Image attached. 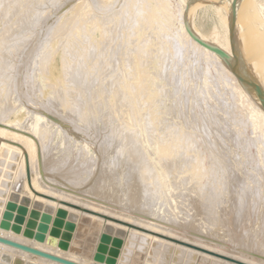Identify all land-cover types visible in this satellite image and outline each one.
Returning a JSON list of instances; mask_svg holds the SVG:
<instances>
[{
	"label": "bare ground",
	"instance_id": "6f19581e",
	"mask_svg": "<svg viewBox=\"0 0 264 264\" xmlns=\"http://www.w3.org/2000/svg\"><path fill=\"white\" fill-rule=\"evenodd\" d=\"M25 1L45 2L47 12L42 15L41 4L42 12L35 11V5L23 16L18 10L23 17L19 33L12 32L8 43L5 35L0 39V46L5 45L0 47V94L7 92L5 100L0 99V237L77 264H236L62 201L247 264H264V105L222 58L186 30L189 26L202 40L232 54L229 24L234 8L233 24L249 31V37L240 30L232 35L236 69L246 71L264 91V0H121L106 20L100 13L112 0H83L78 7H72L74 0ZM22 3L1 0L0 17L8 9L12 15H7L15 16L13 7ZM65 3L67 8L43 25L44 17ZM197 9L210 12L215 23L198 27ZM123 14L128 16L126 25L118 23L125 22L120 20ZM62 19L71 26L60 40V51H41L36 61L48 38L67 31ZM14 24L8 32L15 30ZM80 37L86 46L82 53L78 48L69 65L66 57L77 49ZM119 43L121 52L115 55ZM102 48L106 50L100 52ZM95 49L100 51L92 65L84 61L88 72L81 68L84 80L77 73L74 80L67 74L68 81L64 73L74 72ZM57 55L65 62L61 73L50 65ZM175 74L181 75L176 82ZM52 78L57 82L46 81ZM89 86L93 90L85 93ZM10 109L12 118L6 116ZM25 113L30 115L23 124ZM55 137L59 141L52 146ZM38 159L48 174L45 179L38 175ZM12 194L27 196L30 205L38 203L58 218H51L44 231L38 226L25 236L26 219L18 229L1 221ZM18 204L6 212L15 221L20 218ZM156 206L163 214L145 221L144 215ZM67 216L74 223L69 224L70 240L49 239L50 224ZM163 217L164 226L157 223ZM201 220L207 232L195 229ZM180 227L186 231L180 233ZM58 228L50 232L55 229L59 235ZM104 230L122 235L117 248L97 246ZM97 252L106 256L103 261L95 260ZM16 257L61 264L0 243V264Z\"/></svg>",
	"mask_w": 264,
	"mask_h": 264
},
{
	"label": "rangeland",
	"instance_id": "374dc122",
	"mask_svg": "<svg viewBox=\"0 0 264 264\" xmlns=\"http://www.w3.org/2000/svg\"><path fill=\"white\" fill-rule=\"evenodd\" d=\"M68 0H64L63 2H67ZM80 1V2H79ZM82 1L83 0H74L73 1V5H72V7H78L81 3H82ZM120 1L121 0H112L108 5H106L104 8H103V10L105 9H108L107 11H109V12H104L103 10V12L102 13H100V16H101V19L103 18V16L104 15H102L103 13H105V17L103 18L104 20H106L107 19V17H108V19L110 18V15L112 16L113 15V13H114V11H116V9H117V7H118V5H119V3H120ZM0 2H1V0H0ZM23 2H25V4L24 3H22V5L20 6V4H18V6H16V9H15V7H13V10L12 11H15V12H13L14 14L13 15H15V16H12L11 17V13H10V11H9V9L7 10L11 15L10 16H8L7 14H9L8 12L6 13V12H3L2 14H1V17H0V20L2 19V17L4 16V15H6V17H3V19H4V21L7 19V24H9V26H10V29H12L11 27H12V24H14L15 22H13L14 20H16V19H18V20H16V23H18L17 25H16V23L14 24V26L16 25V28L15 27H13V28H15V30L13 31H9L8 32V28H9V26L8 25H6V23H4L3 22V19L1 20V25H0V27L2 28H0V39H1V36H2V38H4L3 36L5 35V41H7V40H13L12 38L14 37V33L16 34V32L18 31L17 29H19L18 27H19V22L18 21H20V17H22L24 14H26V13H28V10H26L27 8L29 9V6L31 7L30 9L31 10H33V9H35V8H39L41 5H43L44 7H42V10H43V13H42V15L43 14H45L46 12H47V9H46V5L44 4V3H39V4H33V5H35L36 7H34L32 4H30V5H28V4H26V1L25 0H23ZM69 3V2H68ZM68 3H65L63 6H61V7H59V8H57V9H54L53 11H51L50 13H48L47 14V16H45L44 17V21H43V25H45V24H49V23H51L52 22V19H54L55 18V16L58 14L59 15V13H62L66 8H67V4ZM115 3V4H114ZM41 4V5H40ZM114 6H113V5ZM28 7H27V6ZM39 5V6H38ZM111 6H112V8H111ZM254 6H255V3H254ZM9 8H12V7H10V6H8ZM7 7V8H8ZM34 7V8H33ZM109 7V8H108ZM19 8V9H18ZM33 8V9H32ZM115 8V9H114ZM21 9V10H20ZM111 9V10H110ZM19 10V11H18ZM30 10V11H31ZM39 11V10H41L40 8L39 9H35V11ZM42 10H41V12H42ZM62 10V11H61ZM112 10H113V12H112ZM17 11L20 13L21 11V15L23 14V12H25V11H27L26 13H24L22 16H20V15H18L19 13H17ZM44 11H46L45 13H44ZM6 13V14H5ZM17 13V14H16ZM108 13H109V15H108ZM17 15V16H16ZM124 15V14H123ZM123 15L121 16L123 19H120L121 21H125L124 20V18L126 17H128V16H125L124 15V17H123ZM127 15V14H126ZM7 17H9V18H7ZM11 17V18H10ZM15 18L16 17V19H12V18ZM6 18V19H5ZM23 18V17H22ZM21 18V19H22ZM106 18V19H105ZM125 18V19H126ZM10 19L12 20V21H10ZM128 19V18H127ZM127 19H126V21H127ZM119 20V21H120ZM195 20H196V24L198 25V27H203V26H206V25H209V24H213V23H215V18L210 14V12L208 13V12H205L204 10H201V9H197V11H196V13H195ZM126 21L125 22H122V24H121V22H118V23H120V25H126V24H123V23H126ZM13 22V23H12ZM62 22V29H63V27H66L67 26V31H66V29L64 28L63 29V31L65 30L66 32V34L63 32V31H61V32H58L56 35H52V37L54 38V39H51V40H53V41H51L50 40V38H48L49 40H47L43 45L44 46H42L41 48H40V50L38 51V54H37V56H36V61H38V59L40 58V56H41V51H42V53H44L45 51L47 52V53H50V52H52L53 50H58V51H60V47H62L63 45H62V43H63V41H64V37H66V36H64L63 37V35H67V32L69 33V30H70V23L69 22H63V19L60 21V23ZM128 22V21H127ZM10 23H11V25H10ZM59 23V24H60ZM66 24V26H65V24ZM3 24V25H2ZM63 24H64V26H63ZM231 24H229V26H230ZM233 25V27L235 26L234 24H232ZM3 26H6V27H3ZM60 26H61V24L59 25V31L61 30L60 29ZM239 26V27H238ZM69 27V28H68ZM233 27H232V29H233ZM236 27H238V28H236ZM5 30H4V29ZM249 28V27H248ZM246 29V28H245ZM244 29V26H242V25H240L239 23H238V25H237V23H236V26H235V29H233L232 30V35H234L235 37L236 36H238V34H237V31H241V33L243 32L244 34V36L246 37L247 35V37H249V31H247L248 29H246L245 30ZM4 30V31H3ZM1 31H3V32H1ZM230 31V30H229ZM6 32V33H5ZM7 32H8V35H7ZM12 32H14V33H12ZM19 32H17V34H18ZM60 33H62L61 35H60ZM119 34V33H118ZM7 35V36H6ZM9 36H10V38L11 39H9ZM17 36V35H16ZM15 36V37H16ZM19 36V35H18ZM59 36H60V38H59ZM63 38H62V37ZM6 37H8V39H6ZM57 38V39H56ZM81 38V37H80ZM84 38H81V43L79 44V45H76V47L75 48H77V49H74V50H72L68 55H67V57H66V59L67 60H65V62L67 63V64H71V63H69V60H74L75 59V56H78L79 55V52L80 53H82V51L81 50H83V47L85 48V42H83L84 40H83ZM55 40V41H54ZM60 40H63V41H60ZM65 40H66V38H65ZM77 40H79V38L77 39ZM10 42V41H9ZM258 42V41H257ZM6 43H8V41L6 42ZM49 43H50V45H49ZM57 43H58V46L59 47H57L56 45H57ZM82 43H84V44H82ZM48 44V45H47ZM56 44V45H55ZM62 45V46H61ZM83 45V46H82ZM2 46V45H1ZM0 46V47H1ZM3 46H5V45H3ZM2 46V47H3ZM50 46V47H49ZM57 47L58 49H56L55 47ZM81 46V47H80ZM118 48H117V50H116V47L114 48V50L116 51V52H114L113 51V54H115V55H117V53L119 54V52H121V49H119V48H121L120 46V43L118 44ZM49 47V48H48ZM4 49H5V47H3ZM3 48H2V50H3ZM55 48V49H54ZM78 48H80L79 49V52H76L77 50H78ZM82 48V49H81ZM106 49H107V46L105 47ZM105 48H102V49H100V50H97V49H95L93 52H91V53H89L88 55H87V58L85 57V59H83L82 61V63L81 64H77L76 66H77V68H76V66L73 68V70H74V72H72V70L70 71L71 73H68V72H66V73H64V75H65V78L67 79L68 78V75L67 74H69L70 76L72 75V79L74 80L76 77H74L73 75H76L77 73L78 74H81V77L85 74V76H86V73L88 72V69H89V67H90V64L92 65V62L95 60V56H97L98 54H99V51L100 52H102V51H104V50H106ZM48 49V50H47ZM51 51H50V50ZM120 51H119V50ZM50 51V52H49ZM63 51V50H62ZM96 51V52H95ZM98 51V52H97ZM0 52H1V48H0ZM46 52H45V54H46ZM74 52V54H72ZM40 53V54H39ZM77 53V54H76ZM96 55H95V54ZM1 54V56H2V54H3V52H1L0 53ZM94 56V58H93V56ZM39 56V57H38ZM58 56L59 55H57V57H56V59L53 61V62H51L50 63V65L52 64L53 66H55V67H57V68H59L60 69V66H62V65H64L65 64V62L62 64V62L61 61H59V59H58ZM72 59H71V58ZM90 57V58H89ZM1 58V57H0ZM38 58V59H37ZM70 58V59H69ZM92 59H93V61H92ZM86 60V63H87V65L89 66H86V63L84 62ZM89 60V61H88ZM71 61V62H72ZM90 61H92L91 63H90ZM61 62V63H60ZM175 62V61H174ZM62 64V65H61ZM78 65H80V66H78ZM83 65H85L84 67H83ZM105 66H107L108 67V65H105ZM262 67H263V69H264V59H263V62H262ZM80 68V69H79ZM81 68H83L84 70H85V72H84V70H82ZM87 68V69H86ZM109 68V67H108ZM75 69H77V70H75ZM80 70V71H79ZM105 70V69H104ZM60 71V73L62 72V70L60 69L59 70ZM106 71H108V70H106ZM58 72V71H57ZM63 72H65L64 70H63ZM73 73V74H72ZM67 75V76H66ZM178 75V76H177ZM69 76V77H70ZM85 76H83L84 78H85ZM63 78H64V76H62ZM83 77L81 78V80H84L83 79ZM175 77L176 78H173L174 80H175V82L177 81V80H180V79H178L177 77H179V78H181V75L180 74H175ZM71 78V77H70ZM70 78H68V81L69 80H71ZM174 80H171V82L170 83H174V82H172V81H174ZM47 82H51V84H53V83H55V82H57L56 80H54L53 78L52 79H48V80H46ZM72 81V80H71ZM45 83L46 85L47 84H49V85H51L50 83ZM168 85V84H167ZM169 85H171V87L173 86V85H175V84H169ZM168 85V86H169ZM91 87H94L93 85L91 86ZM90 86L88 87V89L89 88H91ZM170 87V86H169ZM169 87L167 88H165V89H169ZM170 87V88H171ZM44 89H46V91H48L49 90V88L48 87H46L45 86V88ZM93 89H89V90H87L85 93H90L91 91H92ZM4 92H1V94H0V99L3 101V99L5 100V96H4V94H7V92H5L4 94H3ZM85 93H83V95H85ZM87 95V94H86ZM3 96V97H2ZM8 97V96H7ZM6 97V98H7ZM0 100V101H1ZM90 106V107H89ZM89 106H87V110L88 109H91L92 107H93V104H91V105H89ZM89 107V108H88ZM11 110V109H10ZM10 110H9V112H8V115H6L8 118H12L13 117V112H12V110H11V113H10ZM10 115H11V117H10ZM30 114L29 113H25V115H24V119L21 121V123H23V124H25L26 122H27V119H28V117L27 116H29ZM49 125L50 126H52V122L50 123L49 122ZM55 129V127L53 126L52 127V129L51 130H54ZM210 130V129H209ZM211 130H213V128H211ZM34 140H36V138H34ZM54 142H52V146H56L57 145V143H58V138L57 137H55L54 138V140H53ZM37 142V141H36ZM55 144V145H54ZM36 145H38L39 146V143L37 142V144ZM37 147V146H36ZM41 158V157H40ZM42 159V158H41ZM41 159H38V161H39V164L40 165H38V163H37V168H38V170H39V168H42V169H40V171L38 172V175L39 176H42V175H44V176H42L43 178L44 177H48V174L45 172V170L43 169V166H42V160ZM37 161V162H38ZM39 166V167H38ZM44 170V171H43ZM46 174V175H45ZM45 179V178H44ZM87 183L89 184L90 182H89V179L88 180H86V184L85 185H87ZM84 185V184H83ZM76 186H78V185H76ZM75 186V190L77 191V188L78 187H76ZM85 187H87V186H85ZM73 188H74V186H73ZM80 188V187H79ZM80 191V189H78V192ZM24 197V196H23ZM20 198L18 197V199H17V201H16V203L17 202H19V206L18 207H21V210H19V212L17 213L18 214V216H20V217H22V220H24V219H26V228L27 229H30V230H33V229H36V228H38V226H39V228L41 229L42 227H43V225L45 226V225H47V224H49L50 223V221H51V218H54V219H56V218H58L57 217V215H55V213L54 214H51L52 213V210H50V209H48V208H43V207H41V205L40 204H38V203H32L31 205H30V203L31 202H29L28 204H23V203H21L20 201H18ZM30 199V198H29ZM102 200V202H104V204L105 203H107V202H105V200L104 199H101ZM8 203H13L12 202V200H9V202ZM32 206V207H31ZM17 207V208H18ZM157 207V209H154V208H156ZM156 207H154V208H152V210L153 211H155V213L151 210V212H149V213H147V214H145L144 215V220L145 221H147V222H149V223H151L152 222V220H153V218H152V216L154 215L155 216V214L156 213H161V214H163L162 213V211L164 210L162 207H158V206H156ZM34 208V209H33ZM158 208H160V209H158ZM188 208H189V206H188ZM38 209V210H37ZM30 210V211H29ZM157 210V211H156ZM159 210V211H158ZM10 212V210L8 209V208H5L4 209V211H3V213H2V220L1 221H3V222H5V223H8V222H12V224H11V227H19V222L16 220H14V219H12V217L10 216L9 217V214H7L6 212ZM161 211V212H160ZM188 211V210H187ZM40 213V214H39ZM151 213H153V214H151ZM5 214V216H3ZM26 216H28V217H26ZM164 216V215H163ZM30 217V218H29ZM60 219H58V220H56V222H55V224H54V226L52 225V224H50L51 226H49V229H48V233H46V235H47V237H49V239H51L52 238V241H56L57 239L60 241V240H62V242H68L69 240H70V238H71V230L73 229V226H71V227H69V224H71V223H73L71 220H70V218H68V216L66 217V218H61V217H59ZM165 218H166V216H165ZM164 217H163V219H164V221L163 220H160V221H158L157 223L158 224H160V225H166L165 224V219ZM12 219V220H11ZM16 219V218H15ZM37 219V220H36ZM185 221H187V220H185ZM184 221V222H185ZM204 221V220H203ZM202 220L201 221H198V223L196 222L195 224L197 225L196 227H195V229L196 230H203V231H205V232H207L208 230H206L208 227H207V224H206V222L204 223ZM27 224H29V225H27ZM74 224V223H73ZM198 224H202L201 226L200 225H198ZM204 224H205V226H204ZM47 227V226H46ZM58 228V229H61L60 230V233H59V235H58V233H57V231L55 230V229H53V232L51 233L50 231V228ZM207 227V228H206ZM181 229H178L179 230V232L180 233H183V232H185L186 231V228H183V227H180ZM200 228H202V229H200ZM42 230V229H41ZM43 231V230H42ZM66 231V232H65ZM59 232V231H58ZM63 232V233H62ZM70 232V233H69ZM113 232V231H112ZM112 232H110V231H108V230H104L103 231V233L100 235V237H99V239H98V244H97V246L98 245H100V244H102V245H106V246H108V248L109 247H112V248H117L118 246H116V244H115V240H120V241H122V235L120 234V235H117L115 232L114 233H112ZM65 233V234H64ZM69 234V240L67 239H65L64 237V235H66V234ZM105 233V234H104ZM113 234V235H112ZM61 235V236H60ZM58 236V237H57ZM60 236V237H59ZM110 237H112V239L110 238ZM111 239V240H110ZM57 240V241H58ZM108 241H110V242H108ZM100 247V246H99ZM122 247V246H121ZM121 249V248H120ZM120 253V252H119ZM96 254H99V255H102V256H104V257H106L105 255H103L101 252L99 253V252H97ZM119 256V255H118ZM16 259L15 258H13V259H11V263L10 264H18L16 261H15ZM27 262V261H26ZM26 262L24 261H22V263L21 264H26ZM1 263V262H0ZM5 264H8V262H6Z\"/></svg>",
	"mask_w": 264,
	"mask_h": 264
},
{
	"label": "water",
	"instance_id": "95a60500",
	"mask_svg": "<svg viewBox=\"0 0 264 264\" xmlns=\"http://www.w3.org/2000/svg\"><path fill=\"white\" fill-rule=\"evenodd\" d=\"M234 17H235V12H234V8H232V15H231V25H230V33H229V37H230V43H231V51H232V54H229L228 52H226L225 50L221 49L220 47L216 46V45H213L211 43H208L204 40H202L200 37H198L190 28L189 26L186 27V30L188 32V34L190 35V37L195 41L197 42L199 45H201L202 47L214 52L215 54H217L220 58H222V60L227 64V66L230 68V70H232V72L235 73L237 79L239 80L240 83H242L244 86L252 89L255 94L258 96V98L260 99V101L263 103L264 105V91L263 89L260 87V85L256 82H254L249 76L248 74H246V71L245 73H243L242 71H238L236 69V52H235V47H234V44L233 42L231 41V38H232V27H233V22H234ZM244 71V70H243ZM26 177H27V180L29 182L30 180V177H29V170L26 169ZM18 194H12L11 196V200L13 203H10V205L7 207L8 209L10 210H13L15 209V206H16V201L18 199ZM48 198V197H47ZM50 200H54L53 198H49ZM20 202L23 203V204H28L30 202V199L27 197V196H24L22 198H20ZM62 204L64 205H67L69 207H72L74 209H77V210H82V211H85V212H88V213H91V214H94V215H97V216H100L102 218H104L105 220H111L113 222H116V223H119V224H122L124 226H127L129 228H136L138 230H142V231H145V232H149V233H152V234H155L157 236H160L164 239H167V240H170V241H173V242H176V243H179V244H182V245H185V246H188V247H191V248H194L196 250H199L201 252H204V253H207V254H210V255H213V256H216V257H219V258H222V259H225L227 261H230V262H234L236 264H247L245 262H242L236 258H233V257H230V256H227V255H224V254H220L218 252H215V251H212V250H209V249H206V248H203V247H200V246H197L195 244H192V243H189V242H185V241H182V240H178L176 238H172L170 236H165L163 234H157V233H154V232H151L149 230H147L146 228H142L140 226H136L132 223H129V222H124L122 220H118V219H113V218H110L104 214H100L98 212H94L93 210H88L87 208H82L76 204H70L68 202H62ZM17 221L19 223H22L23 220H22V217L18 218ZM29 225V224H28ZM71 227V225L69 226ZM14 229H18L17 227H14ZM43 231L45 229V226L41 228ZM116 233V232H115ZM23 234L25 236H31L32 235V230L30 229H25ZM117 234V233H116ZM69 234L67 233L65 237H67V239L69 238L68 236ZM119 235V234H117ZM122 237V236H121ZM0 243L2 244H5V245H8V246H11V247H14L16 249H19V250H22L24 252H28V253H31V254H34V255H38L40 257H44V258H47L49 260H52V261H55V262H58V263H61V264H77V263H74V262H70L68 260H64L62 258H59V257H56V256H53V255H50V254H47L45 252H41L39 250H36L34 248H31L29 246H25L23 244H20L18 242H14L12 240H8L6 238H2L0 237ZM121 243L120 240H115V244L116 246H119ZM95 260H98V261H103L104 260V256L102 255H99V254H95ZM16 262L18 264H21L22 263V259L20 258H15ZM24 262V261H23ZM26 264H34L33 262H30V261H27Z\"/></svg>",
	"mask_w": 264,
	"mask_h": 264
}]
</instances>
